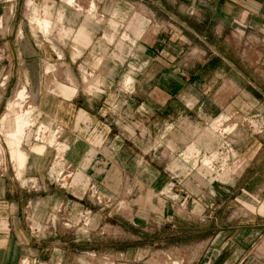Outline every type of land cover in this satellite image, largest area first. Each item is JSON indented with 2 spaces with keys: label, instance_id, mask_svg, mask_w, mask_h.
Wrapping results in <instances>:
<instances>
[{
  "label": "crops",
  "instance_id": "1",
  "mask_svg": "<svg viewBox=\"0 0 264 264\" xmlns=\"http://www.w3.org/2000/svg\"><path fill=\"white\" fill-rule=\"evenodd\" d=\"M37 2L50 5L51 21L63 11L74 31L63 47L57 36L33 26L38 4L16 0L1 32L6 58L0 80L5 74L11 79L1 88L0 121L10 117V99L25 84L36 120L62 123L66 142L48 144L36 136L39 143L28 152L22 143L32 133L19 144L7 140L12 158L0 160V264H264V130L243 126L227 133L240 134L229 146L237 151L232 163L242 169L213 192L198 181L192 197L172 194L162 206L157 193L147 213L140 186L128 193V211L120 202L100 203L91 190L106 201L104 193L123 199L125 185H141L148 173L155 191L167 186L172 193L177 179L159 174L163 163L184 177L202 159L201 173L214 177L215 149L222 146L209 137L226 135L224 121L259 116L264 126V0H76L94 8L92 16L63 0ZM84 24L90 41L78 46L75 35ZM61 54L74 62L84 58L88 71L100 73V91L51 92L46 60ZM143 56L150 59L143 62ZM144 71L149 80L136 73ZM122 82L127 89L118 88ZM126 105L127 125L121 120ZM55 145L72 169L69 187L57 183L60 165L48 147ZM146 151L149 160L141 156ZM183 181L190 183V176Z\"/></svg>",
  "mask_w": 264,
  "mask_h": 264
},
{
  "label": "rangeland",
  "instance_id": "2",
  "mask_svg": "<svg viewBox=\"0 0 264 264\" xmlns=\"http://www.w3.org/2000/svg\"><path fill=\"white\" fill-rule=\"evenodd\" d=\"M33 1H34V3H33L34 6L36 4H38L37 0H33ZM63 1H65V0H63ZM15 2H16V0H1V2H0V62L4 61L6 58V50L4 49L5 39L2 38L1 32H3L5 30L7 18H9L13 15ZM73 5H76V7L80 10H81L80 6H81L82 10L80 11V13H82L83 15L88 14L89 10L94 9L91 7L89 9V6L86 7V4L80 5V3H78V5H77L76 1ZM38 7L41 8L40 13L38 15L34 14L33 16H31V18L32 17H43L44 19H47L50 22H54V21L50 20V16L52 14V9H51L50 5L46 4L45 6H41L38 4ZM38 7H35V8L38 9ZM24 8L25 7H22L21 10L22 9L24 10ZM87 9H89L88 12L86 11ZM25 10L27 12V15L30 16L31 15V9L28 6V2H27V7L25 8ZM31 22H32V20H31ZM33 26L35 27V29L40 30V29H38V27L35 24H33ZM61 40L58 39L59 42ZM62 42L63 41H61L60 44L63 47L64 46L69 47V40L65 39V42H63V44H62ZM62 57H63L62 59H60L59 56L55 57V59L53 57H50L51 60H49V59L46 60L45 69L48 70V66L51 65V67H52L51 69L53 70L50 73L47 72V78L51 82L50 86H49L50 90L54 89V91L57 92V94H61V95H64L66 97H70V96L74 95L75 94L74 91L76 92L78 90L79 86L83 87L86 91H89V92H95L98 90L100 91L99 85L101 83V74L88 71L86 69V67L84 66V64L82 63V60H84V58H82V59L77 58L76 61L74 62L75 59L73 58V56L69 57V56L63 55ZM149 59H150L149 56L148 57L143 56V62L145 60H149ZM131 61H133V60H131ZM128 64L126 65V68H130ZM69 67H71L75 73L72 72ZM136 73L140 74L139 78L141 80H144V79L149 80V78H150L148 76V72H146V71L136 72ZM110 74L112 75V73H110ZM128 74L131 75V73H128ZM2 76L3 77L0 80V95H1V88L4 87L3 85H5L7 78H8V75H6V74L2 75ZM131 76L133 77V75H131ZM85 77H88L87 78L88 82L85 81V79H84ZM10 79L11 78H8V81H10ZM123 83L124 82H122V84L119 85L118 88L125 90V89H127V87H124ZM95 85H96V89H95ZM91 86H93L94 88H92ZM23 88H26V93L30 96V99L28 98V100H30V101L32 100L31 99V97H32L31 92L28 91V88L25 84H22L19 87V89L15 92L14 96L10 99V102H11V100L16 98L17 93L20 92ZM16 102H17L16 105L13 107V109L9 113L10 115L12 114L13 116H10L5 122H3V116H2V119L0 121V144L2 145V149L0 151L1 152L0 153V160L3 161L4 163L7 159V156L12 158L11 150H10L8 143H7V140H6V131L11 132L16 127V118L15 117L19 113H21V106L19 105L20 100H16ZM29 104H31L35 108V112H34V116H33L32 126L26 128V133L27 134L32 133V137H31L30 141H28L27 137L23 139V143H22L23 148L25 150H27L28 152H30L29 149L32 146V144L39 143V140H37V139H41L44 142L51 144V143H49L50 138L52 137L51 135L55 132L56 129H58L60 127L63 129V131H62L63 133L62 134L60 133L58 135L59 136L58 141L59 142H66L65 139H66L67 130H66L65 126L58 121H57V125H54V126L52 125V123H48L46 121H37L35 118L37 108L35 107V105L33 104L32 101ZM109 107L113 108L114 106L109 105ZM127 107H128V105L124 106V108L121 109V110H123V111H121V114H122L121 120L125 118L124 119L125 121H123L125 125H127V123H131V121H132V116L128 112H126ZM8 109H9V105H8ZM8 112H9L8 110L5 111V113H8ZM14 114L15 115L17 114V115L15 116ZM111 114H114V113H111ZM258 117L259 116H257V117L254 116L253 119L250 118V119L246 120V119H244L243 116L235 114V115H233L231 120L224 121V123L227 124L228 126H229V124L232 123L231 124L232 128L237 127V129L241 128L243 126L244 127L246 126V127H249L250 129H253V131L255 130V133L260 134L264 130V126H262V124L259 123V121L257 119ZM248 120H250V121H248ZM213 122L214 121H210L208 124H202L203 133H205L209 128H211L213 126ZM1 126H4L3 130L1 129ZM117 126H119V125H117ZM224 127H222L221 129H223ZM119 128H120V126H119ZM129 128H131V127L128 126L127 129H129ZM45 131H47L45 135H49V137H45L43 139V135H44L43 133ZM219 131H221L220 128L217 129V135L219 134ZM191 133H192V131H191ZM224 134H227V133H224ZM36 136H37V139H36ZM192 138L193 139L196 138V136L193 135V133H192ZM215 138H217L216 140H218L217 141L218 144L216 146H218L220 144V146H222V149L219 150L218 149L219 146L216 147L215 150L218 151V153H220V157L214 161L213 171H212V169H209L212 172H215L214 177L205 176V174L203 175L201 173V166L204 162V161H202V159H199L198 162L194 163L193 166H191V168H190V172L186 173V175H184V177L180 176L179 174L176 175V174L172 173V171H170V169H165V166L163 163L162 166L158 167L159 174L168 173L167 174L168 176L173 174L176 177L175 179H177V180H175V183L171 186V192L172 193L168 192L167 186H165L164 189H161V190L159 189V190L155 191L154 190L155 182H153V181L148 182V180L151 179L152 176L147 173V174H142L143 175V183L141 185H134L132 183L125 185V189H124L125 193H124L123 199L117 200L115 198H112L111 195L104 193V195L107 197V201L104 200V203L111 205V207H113L112 206L113 204H117L118 202H120L121 203L120 205L123 208V210L128 211L129 207L133 206V205H131L133 200L130 201V199H127L128 195L130 193H133V191L138 192L139 186H140L141 187V201L143 203L142 205H143V207H145V206L148 207V209L146 208V212L147 211L149 212V206L151 203V198H153L154 195L157 193H158L159 197H161V200H160L161 205L160 206H162L163 201L165 202L166 199H170L169 196H172V194L174 195L173 198H176V199H180V196H182V195H184V196L190 195L192 197L194 194L197 193L195 191L200 190V187L197 184L198 181L202 182V184L205 186L206 193H210L209 190H211L212 192L214 191V189L217 190L218 185L227 186L228 182H230L228 178L230 176L234 178L236 176V174L239 173L240 170L242 169V167L239 166L238 164L232 163V161L235 159V156L237 155V151L236 150L232 151L231 147L229 146L230 139L233 141H235L237 139L239 140L240 134L237 133L236 136L222 135L220 137L218 135L217 137L216 136L212 137V138L209 137L210 140H214ZM48 147L50 149L55 150V152H56V154H55L56 165H60L59 171H61V173H63L62 175H61V173H59L57 175V183L60 184L61 187H69L70 180L72 179V177L71 178L69 177V174H72V171H71L72 169H69L68 166H67L68 169L65 168L66 167L65 163H66V159H67L66 155H65V160L62 163L58 162L59 161L58 155H60V157H63V154L62 153L59 154V151L57 150V145L48 146ZM233 149H234V147H233ZM145 150H148V149H145ZM212 152H215V151H212ZM207 154L211 156L210 151L207 152ZM157 155H158V157H160V159L161 158L164 159V157H165V153H162V151H158ZM141 156L146 157L147 160L150 159V154L147 151L145 153L141 152ZM226 158H228L227 161L225 160ZM137 170H138L137 168L136 169L132 168L131 172L133 174L134 173L136 174ZM61 176H63V177L66 176V179L64 181H61ZM75 176L76 175H74V177ZM188 176H190L191 182L190 183L189 182L184 183L183 179L185 177H188ZM101 196H103L102 192H101ZM171 200H175V199H171ZM178 204H179V207L181 208V201L180 200H179ZM186 207H187V205H186ZM164 235H165V232L163 233V236ZM143 237L147 240L151 239L149 234L144 235Z\"/></svg>",
  "mask_w": 264,
  "mask_h": 264
},
{
  "label": "bare ground",
  "instance_id": "3",
  "mask_svg": "<svg viewBox=\"0 0 264 264\" xmlns=\"http://www.w3.org/2000/svg\"><path fill=\"white\" fill-rule=\"evenodd\" d=\"M75 1L76 0H65L64 2L67 3V4L72 5V4L75 3ZM30 4H32V2ZM78 11H75V12H78ZM93 11H95V10L94 9L89 10L88 15L93 14L94 13ZM65 15L66 14H64L63 11H60L58 13V15H57V21L55 20V22H50L49 20L44 19L43 17H32L31 20H32V23L35 24L38 27V29H40L42 31V33H44L46 36H49V35L57 36L58 39H60V40L62 39L61 41L65 42V39L68 38V37H70L71 34L74 31L71 27H68V26H66L64 24L65 23ZM75 36H76L75 40H76L78 46H85V45L87 46L88 45L87 43H88V41H90L89 40V36L90 35L87 32V29H86V25L85 24L82 26V28L80 29V31H78V34L75 35ZM63 42H62V44H63ZM60 58H62V54L60 55ZM51 68H52L51 65H49L47 72H49V73L52 72L53 70ZM87 78L88 77H85L84 78L86 82H88V79ZM126 84H128V79H127V81H125V85ZM91 87L94 88L93 86H91ZM95 89H96V85H95ZM50 91L52 92V91H54V89H51ZM28 98L30 99V96L26 93V88H23L20 92L17 93L16 98L13 99V100H11V102L9 103V109H8L9 112L7 114H9L11 112V110L13 109V107L16 105V103H17L16 100H20L19 105L21 106V113H19L18 115L16 114L17 116L14 114L16 116V127L14 128V131L6 132V140H8L10 143L11 142H15V143L19 144L21 137L25 135L26 128H28V127H30L32 125L33 116H34L33 114L35 112V108L31 104H29L31 101L28 100ZM248 121H250V120H248ZM231 124H229V126L226 125L222 129V133L223 134L224 133H230V132L233 131V129L235 127L232 128V125ZM1 129L3 130L4 129V126H1ZM46 132L47 131H45L43 133L44 134L43 135V139L45 137H49V135H45ZM60 133H61V128L56 129L55 132L51 135L52 137L50 138L49 143L53 144L54 142H56L57 141V138H58V135ZM0 151H1V148H0ZM17 156L19 157L20 161H22V159L24 158V155L23 154H17ZM58 159H59V162H61V163L64 161V157H58ZM23 163H25L24 160H23ZM20 164H21V162H20ZM24 264H28V263L25 262Z\"/></svg>",
  "mask_w": 264,
  "mask_h": 264
},
{
  "label": "built area",
  "instance_id": "4",
  "mask_svg": "<svg viewBox=\"0 0 264 264\" xmlns=\"http://www.w3.org/2000/svg\"><path fill=\"white\" fill-rule=\"evenodd\" d=\"M63 173H61V175H62ZM71 174H69V176H70ZM66 179V176H61V181H64ZM91 190H92V193H94V196L96 197V199L100 202V203H102V202H104V199L101 197V196H99V194H98V191L96 190V189H94V187L92 186L91 187ZM90 213H91V211H88L87 213H86V215H87V217L86 218H88V216L90 215ZM88 222V221H87ZM173 264H185L184 263V261H182V262H175V261H173L172 262ZM37 264H39V263H37Z\"/></svg>",
  "mask_w": 264,
  "mask_h": 264
}]
</instances>
